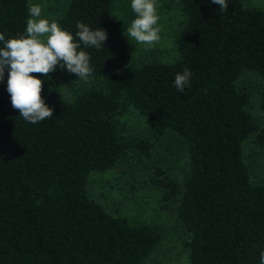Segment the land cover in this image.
Returning <instances> with one entry per match:
<instances>
[{"label": "trees", "instance_id": "obj_1", "mask_svg": "<svg viewBox=\"0 0 264 264\" xmlns=\"http://www.w3.org/2000/svg\"><path fill=\"white\" fill-rule=\"evenodd\" d=\"M113 2L68 0L60 38L38 48L30 0H0V264L143 263L160 230L87 186L125 161L174 210L189 264H264V180L244 157L251 140L264 152V9L179 0L177 58L131 65ZM248 74L255 92L239 83ZM175 142L181 179L151 163Z\"/></svg>", "mask_w": 264, "mask_h": 264}, {"label": "rangeland", "instance_id": "obj_2", "mask_svg": "<svg viewBox=\"0 0 264 264\" xmlns=\"http://www.w3.org/2000/svg\"><path fill=\"white\" fill-rule=\"evenodd\" d=\"M67 2L30 0L35 10L31 33L38 48L51 46L60 38L58 17ZM113 4L112 18L122 25L127 39L135 45L131 65L152 59L172 62L177 58L174 35L182 21L179 0H114ZM244 4L264 9V0H244ZM239 83L256 91L255 79L250 74L242 77ZM122 119L131 129L140 127L142 132L147 130L145 121L134 112H128ZM175 145L171 149L174 155L169 149L162 150L160 156L156 154L151 159V163L163 162L172 176L181 179L186 168L185 159L181 155L180 144L175 142ZM244 157L253 179L263 181L264 152L254 141L245 144ZM143 175L140 166L125 161L103 173H92L88 178V191L109 212L125 216L132 223H149L160 230V243L141 264H189L183 246L187 236L176 223L174 210L160 207L159 190L139 187Z\"/></svg>", "mask_w": 264, "mask_h": 264}]
</instances>
